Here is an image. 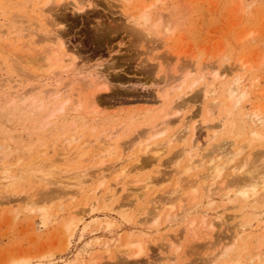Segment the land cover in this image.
I'll use <instances>...</instances> for the list:
<instances>
[{
  "label": "rangeland",
  "instance_id": "rangeland-1",
  "mask_svg": "<svg viewBox=\"0 0 264 264\" xmlns=\"http://www.w3.org/2000/svg\"><path fill=\"white\" fill-rule=\"evenodd\" d=\"M12 1L11 4H5V0H0V14H2L0 15V22L5 24L3 28L6 32L10 33L8 35L6 34L7 36L3 35L1 38L3 40L0 41V46L2 47L0 48V97L5 96L4 98L2 97L3 99L1 98L2 104L8 103L11 95L17 96L27 90H29V92L34 91L33 94L36 93V95H38L39 92L52 89L51 87H53L52 83L54 81L59 80L60 84L64 82L69 83V80L74 77L76 78V81L73 83L76 85L71 84V92L74 95L73 99H76L74 101L76 103L79 102L78 99L81 100L79 102L81 105L78 106V112L82 113V116H86L88 121V124L84 125V135L86 137L87 135L97 136L102 129L111 128L112 131L117 133L116 138L123 143L133 138L137 133L153 126L152 124H155V121L156 124L161 122L167 113L164 111H168V105L172 100L175 101L174 105L177 104L178 101L189 100L193 97L196 98V101L194 102V100H192V104L185 107L179 115L168 116V119L172 123V127L170 125L168 128L169 130L167 129L169 132L166 131V134L164 133L165 135L162 134L160 135L161 137L159 136L152 140V142L158 140L155 143H160L159 141L164 140L166 136V140H172L168 144H165L168 140L161 141L160 144H165L166 146L164 147L163 145L162 147L160 145L161 148H163L160 155L155 156L151 152L140 153L138 149L139 147L136 145L134 148L128 149L122 157L114 154L115 156L112 155L110 156L111 158H107V161L110 163H106V165L109 164V167L116 164L118 167L127 168L128 171L117 182H114L110 178L111 180H109V182L112 184L111 188L108 191L103 190L104 193H102L103 191L101 190L96 195L99 204L97 205L96 210L92 213L94 216L93 218L103 221L114 220L116 224L115 232L109 230L105 232L103 229H100L96 234L99 235L102 238V242L104 241L105 243L102 247L95 244V235L89 232L93 229V225L83 229V225H85L84 223H87V221L90 220V217L86 218L84 222L78 221L76 223L78 226L74 231L73 229L68 230L65 229L62 224L68 215L67 211L69 212L72 208L69 201L65 202L66 204L64 203L62 207L59 206V203L53 204L51 203L52 201L48 203V199H51L50 197L53 198L54 196L55 198V195L61 192L62 189L60 183H62V185L65 183L69 189H71L70 186L75 187V181H73L74 179L72 178H70L72 179L70 180L68 178L69 175L71 176L75 172L71 176L74 177L80 170H87L89 174L97 173L95 170L96 167L92 166V162L90 161H84L82 162L83 164L79 162L74 165L66 164L63 161L65 160L63 159L65 152L59 150L58 147L56 148L54 145L51 147V137H59V134L55 135V133L58 132L60 125L66 126L63 130H65L68 135L71 133L72 121H76L79 127L84 128L83 122L74 117L75 111L67 110L66 114L63 116L61 115L62 113H59L56 121H54L55 117H51V125L43 128L44 130L41 129L38 130V132L34 131L35 133H33L32 127H36L40 120L49 113L48 106L45 108L36 107L33 114L34 117L31 116V119L29 118L21 123H18L20 121L14 123L7 121L8 116L5 110L3 113L0 109V126L3 124V126L7 127L9 130L3 131L0 129V154L4 156L7 155V157L0 162V165H3L0 166L2 169L5 164V168L12 169L16 172V167H25V164H27V166L31 164V162L36 159L38 151L40 150V145L38 143L44 140L46 148L50 146L46 157L50 160L59 158V164L57 163V167L60 168L59 170L60 172L62 171L61 173L64 174L63 176L66 177L68 175L66 178H63L62 176L61 182L59 184L51 185L50 188L45 187L43 180L37 182L35 180L33 181L34 178L31 176H27L21 180L19 179L14 186L11 185L9 188L0 186L2 187L0 188V200L3 199L5 201V203L4 201H1L3 205L0 202V264H93V262L95 264V261L97 262L98 259L101 258L102 260L100 261L102 263H113L118 260H127L131 264H163L160 262H164V258L169 255L171 257L169 256L166 259L169 264H206L210 259L214 260L213 264H223L226 260L236 261L237 246L232 244V241L234 240L236 231L239 228H242L239 226V223H245L251 220V226H253L243 228L244 232L241 239L243 237L247 238L248 232H250L251 235L253 234L254 237L262 234L264 231V203L260 204L261 206H258L260 208L256 207L255 209L246 206L238 207L235 204L226 203L224 201L225 198H221L222 196L220 195H215L216 198L214 197V204L212 206H207L208 199L205 196L202 199H198L201 206L197 211L195 210V213L190 215V219L195 218L198 220L197 216L199 217L201 212L207 208L211 217H209V219L213 220L212 222L215 226L213 234H208L203 228L201 229V227H198L194 235L188 233V235H186V232L182 231L184 226L183 223H180L183 226H180L179 223L173 227L170 225L165 226L161 228L160 233H156L153 230H147L149 224L145 225L144 218L146 217V210H153L156 201L158 202L164 195L167 196L168 191L174 188L175 184L173 183H175L174 179L177 168H183V166L189 161L194 162V160H200V158H202L201 156L212 147L216 146L219 142L224 144L225 147H228L229 143L232 141L231 138L234 137L233 134L227 132L229 129H224L221 126L222 120L220 121V119L224 117L223 115L216 114L217 116L215 115L214 117H205L204 106L207 105L210 100H202V87L204 86V80L199 79L201 73H207L214 68L220 71H226L227 76L219 80L217 86V90L219 91L214 94V96L219 98L228 86L227 81L233 76L228 70L237 66L239 59L243 58V60H248L254 65V67L246 68L242 74L245 76L244 83L246 85L248 84L247 87L252 92L244 101L245 103H243L241 107L242 109H238L236 112H252L255 106H258V108H264V59L261 57L262 52L264 51V0H179V3L178 0H166L165 4L157 7L155 10H160L163 14L165 13L166 15L164 14V16L167 19V15L169 14V19L174 22L176 21V31L170 40L168 39L164 42L161 40L154 41L155 39L149 37L147 38L139 28L133 26V23L128 20L126 16L131 13V10L132 12L134 11L135 8L133 9L131 7L134 4L129 7L130 9H123L122 4L117 2L119 0H64L59 4L48 3L50 5L47 4L44 6L45 8H43L45 15L50 17V19H55L57 24L59 23L56 27L52 26V30L55 32L57 30V33L62 36L61 40L64 42L66 48L69 52L75 54L78 66H82L86 72L83 71L80 75L78 73L71 74L67 78L65 75H60L61 69H58L56 72L59 76L55 75L57 77L56 79L53 77L54 80L49 79L46 81H37L36 79H32L31 76L29 77L20 72L17 69L16 64V59L19 58L15 59V57H13L15 52L17 53L22 49L23 44L20 45L21 42L23 43V41L27 39V41H29L31 38L36 39L43 36V38L52 36V33L38 22L37 15L41 12L43 1ZM74 2H78L77 7L74 6ZM38 5L40 6V11L38 10L39 12L37 11V7H39ZM8 6L11 7V9H7ZM46 8L50 9L46 10ZM22 11H24V14H22ZM17 12L19 13L17 14ZM29 12L30 15L27 14ZM176 12H178L177 15H175ZM3 16H8L7 18H3L5 21L1 18ZM24 16L28 19H24ZM177 16L178 18L176 19ZM5 18L7 19V23ZM17 20L20 22H17ZM23 20H27V24L26 22L24 24L21 23V21L24 22ZM28 20H31L32 22L36 20V22L31 24L32 22H29ZM33 25L36 27L34 28ZM25 28L30 32H27ZM22 30L26 31L23 35ZM249 31H252L253 35L249 36L246 40H241L239 38L243 33ZM23 36L24 38H22ZM14 37L19 38V44L17 42V45L13 46V50L10 46L14 43L12 40ZM3 42L7 43L3 44ZM46 44L47 43H43L42 45H39V47H45L48 45ZM17 46L19 49L16 48ZM3 47L11 48L9 51L12 50L14 53L10 51V55H8L9 53H7V49H5L7 52L4 53L5 50H3ZM6 54L8 57L5 56ZM184 63L185 65L194 64V67L196 66L199 70H196V73L194 72V74L188 78V82L190 83L194 81V79L198 80L193 85V89H190L191 91L189 90L190 92L188 91V93L181 98H178V96L182 94V92L178 91L176 87H171L172 95L170 94V98H168L169 100L167 99L169 102H167V100L164 102L162 97L164 90H162L163 88L161 89V86L164 87L165 83V85H167L174 77L181 75L183 72L181 68H186L184 67ZM174 66L177 67L178 71L174 72ZM200 67L202 68L200 69ZM23 75L26 78H24ZM72 75L74 76L72 77ZM169 77L171 81L169 80ZM91 78H98L97 80L104 82V84L107 83L106 85L108 86L107 90L104 89L99 91L96 95V100L98 99L97 101L99 104V110L96 114L95 112H87L85 110L87 107V110H91L90 90L81 89V86ZM5 81L9 85H4L6 84ZM251 81L255 82L253 86L249 85ZM188 82L184 85L185 88L189 86ZM60 84L58 86H61ZM77 85L81 88H78ZM5 86L7 87L5 88ZM33 86L36 87L34 88ZM74 86H76L75 89ZM31 87H33V89H29ZM9 91H12V94ZM78 91L80 93L82 92L79 97ZM8 93H10V95H8ZM16 101L17 102L15 103L18 104L17 99ZM28 102L29 101H26V103ZM2 104L0 103V105ZM66 108H71V105L67 104ZM192 114H194V116ZM15 115H20V111L17 110L14 116ZM171 117L173 118L171 119ZM92 126L96 127L94 133L91 131ZM193 126H195L194 131L192 129ZM186 127L188 128V131ZM175 130L178 133L174 132ZM214 131H217V135L215 137L212 136V138L210 137L213 135L211 132ZM172 132L174 133V136L171 137ZM170 133L171 135H169V137L167 134ZM191 133H193V135ZM245 134L239 137L238 141H242V139L248 137V134ZM219 138L221 141L218 140ZM229 138L231 140H229ZM60 141L61 140H59V142ZM180 141L183 143H180ZM263 145L264 138L261 141L254 142L251 150L255 153L258 151H264ZM29 147H31V150L27 149ZM185 151L188 153H185ZM198 153L203 154L200 155ZM176 156H178V158ZM239 158H241V155L237 157V159ZM137 159L143 161L147 159V168L145 167L140 171L133 170L135 171L133 172L131 171L132 167L137 165V161L134 160ZM27 160H30L29 163ZM17 162L18 166H16ZM196 163H194V165L192 164L194 166L192 174L201 173L199 174V177H197L200 183L204 180L201 176L204 174L203 171L205 170L204 172L206 173L207 170L205 166L202 167L198 165L200 164L199 161H196ZM107 168L108 167H104V170ZM2 169H0V172L4 170ZM72 169L74 170L72 171ZM63 172L70 173L65 174ZM146 175L149 177H146ZM224 175H226V172ZM136 179H138L139 182ZM150 180H152L151 182L153 183H159V185L156 184V187H153V189H148L151 183ZM89 183L90 182L88 181V185H91L92 188L95 187L97 182L91 181V183ZM202 183H200L201 186H203ZM7 189H10V191ZM71 190L75 189L72 188ZM49 191L56 193H51L52 195H49ZM128 191H130V193ZM153 192L155 195H153ZM201 192H203V189H201ZM109 193L113 195L112 199L114 203L123 202L128 206V209L122 210L121 214L118 215L116 212H114L112 216L108 215L109 211L103 208L105 205L104 203L112 202H105V197ZM59 195L60 198H64L62 192ZM64 196L67 197V195ZM90 196V200H93V198L95 199L94 194H91ZM148 197L150 200H152L153 197L158 199L156 200L153 198L154 201H148ZM27 200L33 201L31 202L32 204L26 205L25 203ZM141 201L143 204L140 203ZM190 202L191 200L187 201L186 206L192 205ZM149 203L150 207L147 206ZM152 203H154V205ZM76 204H73V206ZM80 205L82 206L83 204H79V206ZM84 207L85 205L81 208ZM140 207V214H138L139 216L137 215L140 220H138V223L135 220L137 218L135 210ZM85 208L88 207L86 206ZM215 210L217 212H215ZM254 213L260 215L263 220L260 218L258 221L255 220V218L253 219L255 215ZM132 215L135 216V219ZM219 215L220 217H217ZM247 218H249V220ZM44 219L46 223L42 225ZM217 219L219 221H217ZM94 229H96V226H94ZM144 233H147V235H142ZM166 234L170 235L172 239L177 238L171 236L172 234H178L179 239L182 238L181 240H177L178 243L176 244L179 245V248L176 251V255H174L175 249H167L166 244H168V241ZM207 235H209V239H206ZM211 235L213 236L211 237ZM125 238H129V240L143 238L144 253L140 255L139 258L124 255L125 258L123 257L124 259H122L121 257L123 255L119 252H117L119 254L116 253L118 258L116 257L115 248L119 246L118 244L122 245L126 240ZM250 245L252 244H249V250L252 247ZM223 246V251L226 252V256L220 255ZM112 247L115 250H113ZM106 249H109V251L115 254V256L111 254V257H106ZM101 254H104L105 256L100 258L98 255ZM173 256L177 257L174 262L172 261ZM94 258L98 259L95 260ZM162 259H164V261H162ZM243 264H252V262L249 263L248 257L245 256Z\"/></svg>",
  "mask_w": 264,
  "mask_h": 264
},
{
  "label": "bare ground",
  "instance_id": "bare-ground-1",
  "mask_svg": "<svg viewBox=\"0 0 264 264\" xmlns=\"http://www.w3.org/2000/svg\"><path fill=\"white\" fill-rule=\"evenodd\" d=\"M5 1H6V3L4 2L5 4H7V3L11 4V2H13L12 0H5ZM42 1H43V3L41 6V12L40 13H38L40 11V9H39L40 6L39 5H38L39 7L36 6L38 8V9L36 8L37 11L39 10L37 12L39 15H37V14L36 15L38 16L37 17L38 22L40 24H42L45 27V29H48L52 33L51 34L52 36H49L46 38H43L44 36L43 37L38 36L39 38H36V39L31 38L29 41H27L28 40L27 39V40H25L26 42L23 41V43L22 42L20 43V45L23 44L24 46L22 45V49L19 50L17 53L16 52L14 53L12 50H10L11 52H13L15 54V55H13V57H15V59L19 58V59H16L17 60L16 61L17 69L20 72L28 75L29 77L31 76L32 79H36L37 81L38 80L46 81L49 79L54 80L53 77H55V79H56L57 77L55 75L59 76L56 72V70H58V69L59 70L61 69L60 75L61 74L65 75V76H67V78L69 75L75 74V73H78L80 75V73L85 71V69L82 66L81 67L78 66L77 57L75 56V54L69 52V50L66 48L64 42L61 40L62 36L57 33V30H56V32L52 30L53 29L52 26L56 27L59 23L57 24L55 19L53 20V19H50V17H47L45 15V13H44L45 11L43 9V8H45L44 6H46L48 3L59 4L60 2H63L64 0H42ZM117 2L118 3L120 2L122 4L123 9L129 8L133 4L136 5V6L133 5L134 7L131 6L133 9L134 8L135 9L133 12L131 10V13H129L128 15L126 14L127 15L126 17L128 18V20H130L133 23V26H135L136 28H139L140 31L144 35L147 36V38L149 37V38L155 39L154 41H157V40L160 41L161 40L164 42L168 39L170 40L172 38V36L174 35V33L176 31V24H175L176 21L174 22L171 19H169L170 16H169L167 11L166 12L168 14L167 15L168 19L164 16L165 13L163 14L160 10H157V11L155 10L157 7L165 4L166 0H150V1L149 0H119ZM178 3H179V0H178ZM50 4H48V5H50ZM77 4H78V2H74L75 7L78 6ZM7 9H11V7L8 6ZM47 9H50V8H46V10ZM7 11H9V10H7ZM16 11H17V9H16ZM23 12L24 11H22V14H24ZM178 12H176L175 15H177ZM18 13L19 12H17V14ZM27 14L30 15V12ZM0 15H2V14H0ZM12 15H15V14H12ZM4 17H6V16H3L1 18L3 19ZM24 17H25L24 19L27 18L26 16H24ZM31 17H32V15H31ZM20 18H22V17H20ZM173 18H175V17H173ZM177 18H178V16L176 17V19ZM26 21H24V22L21 21V23L24 24ZM17 22H20V21L17 20ZM34 22H36V20ZM34 22H32L31 24H33ZM6 23H7V19H6ZM26 24H27V22H26ZM4 25L5 24L3 22L2 23L0 22V41L3 40V39H1L3 35L10 34V33L6 32V30L3 28ZM20 26H21V24H20ZM35 27L36 26H34V28ZM34 28H32V29H34ZM25 30L27 31V28H25ZM25 30H22V32H23L22 35L24 34V32H26ZM134 31H135V29H134ZM251 35H253V32L249 31L247 33H243L239 38L241 40H246ZM60 36H61V38H60ZM146 36H144V37H146ZM22 38H24V36ZM12 40L14 43L12 42L13 43V44H11L12 46H10V45L9 46L14 50L13 46L17 45V42L19 44V38L14 37V38H12ZM10 42H11V40H10ZM4 43H7V42H3V44ZM43 43H47L48 45L46 44L47 46L44 45L45 47H39V45H42ZM20 45H18V46H20ZM18 46L16 48H18ZM0 48H2V47L0 46ZM11 48H6V47L4 48L3 47V50H5V49L8 50V52L6 50H5V52L4 51L3 52L4 53L7 52V53H9L8 55H10L9 49H11ZM263 50H264V48H263ZM261 51H262V49H261ZM8 55L6 54L5 56L8 57ZM261 57H262V59H264V51L262 52ZM184 67H186V68L185 69L181 68L183 70L181 75H179L178 77H174L172 81L170 80V77H169V80L171 82L170 83L168 82L167 85H165L166 84L165 83L164 87L161 86V89L163 88L162 90H164L163 94H162L164 102H165V100L170 98L169 96L172 92L171 87L172 88L176 87L178 89V91L182 92V94H180L178 96V98H181L182 96L187 94L190 89H193V85L196 83V81L198 79H194V81L189 83L188 78L191 77L194 74V72L196 73V70H198V68L196 66L194 67V64H192V65L186 64L185 65V63H184ZM252 67H254V65L251 62H249L248 60H243V58L239 59L237 66L228 70V71H230L231 74H233V76L231 77V79H229L227 81L228 86L226 87L225 92L224 93L222 92V96L219 98L217 96H214V94L218 93V91H219V90H217L219 80H221V78H223V77L225 78L227 76L226 71H223V70L220 71V70L214 68V69L208 71L207 73L203 72L200 74L199 79L204 80V83H203L204 86L202 87V100H207V101L210 100L208 102V104L204 106L205 107V110H204L205 111L204 112L205 117H214L216 114L217 115L218 114L223 115L224 117H222V119H220V121L222 120V123L220 122L221 126L224 129H226V128L229 129L227 132H230L231 134H233L235 138L234 137L231 138L232 141L230 143L228 142L230 147L229 146L225 147L224 144H221V142H219L220 144L218 143L216 146L212 147L211 149L209 148L210 150L207 151L203 156H201L202 158H200V160L199 159L196 160L197 162L198 161L200 162V164H198L199 166H202V167L205 166L206 170H207L206 173L204 172L205 171L204 170L203 171L204 174L201 175L202 179H204V180H202L203 183L202 182H200V183H202L203 186L200 185V183L198 181L199 179L197 178V177H199V174H201V173H198V174L196 173L198 176L196 174H194V175L192 174L193 169H194L193 165H194V163H196L195 160H194V162L189 161L181 169L180 168L179 169L177 168L178 170L176 169L177 172H175L176 176L174 179L175 183H173V184H175L174 188L173 189L170 188L171 190L168 191L167 196H165V195L162 196L158 202L156 201L155 205H154V203H152L154 205L153 210L148 209L145 212V214H146V217L144 218L145 225L149 224L148 225L149 228L147 230H151V231L153 230L156 233H160L161 228H163L165 226L170 225L173 227V226H176L178 223L179 224L183 223L184 226L181 224H180V226H183L182 231L186 232V235H188V234L194 235L196 233V229L198 227H201V229L203 228L205 231H207L208 234H210V233L213 234L215 226L212 222L213 220L209 219L210 215H209V211L207 210V208H205V210H203L201 212V214L198 212L200 214L199 217L197 216L198 220H196L195 218L190 219V215L192 213H195V210L197 211L199 209V207L201 206L198 199H202L204 196L208 199L207 206H212L214 204L213 202H214L215 195L216 196L217 195L222 196L221 198H225L224 201L226 203H232L238 207L246 206V207H252V208L256 209V207L260 208L258 206H261L260 204L264 203V151H258L255 153V152H253V150H251L253 148L254 142L261 141L264 138V110H263L264 108L263 107L258 108V106L257 107L255 106L252 112H240V111L236 112L238 109H240V110L242 109L241 107H242L243 103H245L244 101L246 100L247 96L252 92L247 87L248 84L246 85L244 83L245 76H243V74H242V72L246 68H252ZM201 68L202 67H200V69ZM2 69H3V67H2ZM175 71H178L177 67H175L174 72ZM73 76L74 75H72V77ZM81 76H82V74H81ZM24 78H26V77L24 76ZM84 78H86V77H84ZM97 79L91 78L85 84H83V86H81L82 88L78 86L80 84L77 85L78 88H81L82 90H86V89L90 90V98H91L90 108H91V110H87L88 109L87 106H86L87 109H85V110L87 112L88 111L95 112V114L99 110L98 109L99 104L97 101L98 99L96 100L97 93L99 91L104 90V89L105 90L108 89V86L106 85L107 83L104 84V82L99 81ZM28 80H29V78H28ZM74 81H76V78H74V77L69 80V83L67 81H66L67 83L64 82L65 84L64 83L60 84L59 80L58 81L56 80L52 83L53 84L52 86L54 88L50 86L52 89H47L46 91L39 92L38 95H36V93L33 94L34 91L29 92V90L24 88L27 91L24 90L25 92H23L17 96L11 95V97H9L10 99L8 98L9 102L6 104L3 103L4 105L1 102V98L2 97L4 98L5 96H2V97H0V103L2 104V105H0V109L3 111V113L5 110V112L8 116L7 121H9L11 123L20 121L18 123H21V122L28 120L31 116H33L36 107L45 108L48 106L49 107L48 108L49 113L47 110L48 114L46 116H44V118H42L40 120V122L38 121L39 124L36 127L35 126L32 127L33 133H35L34 131L38 132V130L43 129L48 125H51V123H52L50 120L51 117H55L54 121H56L58 119L57 115L59 113H62L61 115L63 116L66 114L67 110H74L75 111L74 117L81 120V122H83V127H84V125L88 124V121H87L86 116H82V113L78 112L79 111L78 106L81 105L79 103L81 100L78 99V101H79L78 103L74 102L76 99H73L74 95L71 92V84H74L73 83ZM22 82H23V80H22ZM187 82L189 83V86L187 85L188 87L185 88L184 85ZM17 83H18V81H17ZM254 83H255L254 81L253 82L251 81V83L249 85L253 86ZM59 84L61 86H58ZM4 85H9V84H7V82H6V84H4ZM74 85H76V84H74ZM6 87L7 86H5V88ZM33 87L35 88L36 86H33ZM33 87H31L29 89H33ZM75 87L76 86H74V89H75ZM186 89H187V91H186ZM79 91H78V97L81 96V94H82V92L80 93ZM5 93H6V91H5ZM10 93H8V95H10ZM8 95H6V96H8ZM16 99L18 100V104L15 103V102H17ZM168 100H167V102H169ZM192 100H194V102H195L196 98L193 97L189 100H182V101L180 100L181 102L178 101V103L175 105H174L175 101L170 100L171 102L169 103L168 108L166 107L168 109V111L167 110L164 111V112H167L166 116L163 118V120L161 122L156 124V121H155L156 125L153 123L152 124L153 126L148 127L146 130H143L140 133H137L133 138H131L128 141H125L123 143H121L120 140H118V138H116L117 133L112 131L111 128L102 129L97 134V136L93 135L94 136L93 137V136L87 135V137H86L83 133L84 132L83 130L85 129V127L84 128L79 127L76 121H72V128H71L70 135L66 134V131L63 130V128L66 126L60 125V127L58 128V132L55 133V135L59 134V137L58 136L51 137L52 143H53V144L51 143V147L54 145L56 148L58 147L59 150H63L65 152L63 155V157H64L63 159H65V160H63V161L66 164H70V165H74L78 162L82 163L84 161H90V162H92V166L97 168V169L95 168L97 173L89 174L87 172V170H84V171L78 170L79 172H77L74 177H71V176L75 172L73 174L71 173L72 175L71 176L69 175V177L67 175L66 177H68L69 179L70 178L74 179L73 181H75V184H74L75 187L70 186V188L71 189L73 188L75 190L69 189L65 185V183L63 185H62V183H60L61 178L64 174H62L61 173L62 171L60 172V170H59L60 168L57 167L58 166L57 163H58L59 158L57 159L56 157H54L56 159L50 160L46 157L47 153H48V148L50 146L48 148H46L44 140L42 142L38 143L40 145V150L38 151L37 157L28 166H27V164H25V167L24 166L19 167L17 165L18 164V162H17L16 166H18V167H16V172H14L12 169L5 168L6 167L5 164H4V168H3L4 170L0 167V169H2L4 171V173H3V171L0 172V186L9 188V186H11V185L14 186L16 181H19V179L21 180L27 176L33 177L34 178L33 181L35 180L36 182L39 180H43L45 183V187H48V188H50L51 185L60 183L61 189L63 190V191L61 190V192L63 193L64 198L59 197L60 196L59 194L61 193L60 192L59 194H56L57 196L59 195L58 197L55 195V198L53 196L54 199L52 197H50L51 199H48V198H46V199H48V203L51 201H52L51 203H53V204L59 203L60 207H62V205L67 201H69V203L71 204L73 209L70 207L71 209L69 210V212L67 211L68 215L66 214L67 217L64 220L62 225L65 227V229H68V230L73 229V231H74L75 228L78 226V224H76L78 221L84 222L86 220V218L90 217V220L87 221V223H84L85 225H83L84 226L83 229L93 225V227H92L93 229H91L89 232L92 233L93 235H95V237H94L95 244L100 245L102 247L105 245V243H104V241L102 242V238L96 234L99 232L100 229H103V231H105V232L108 230L111 232H113V231L115 232V229H116L115 225L116 224H115L114 220L103 221V220H98V219L93 218L94 216L92 215V213L96 210L97 205L99 204L98 198L96 195L101 190L102 191L103 190L108 191L111 188L112 184L109 182V180L112 179L114 182H117L128 171L127 168L118 167V166H116V164L111 165L109 167V164L106 165V163H110L107 161V158L112 156V155L115 156L114 154L122 157L125 154V152L128 151V149H132L136 145L139 147L138 149H139L140 153L151 152L155 156L160 155L163 151L162 150L163 148H161V146L163 147V145H164V147H165L166 146L165 144H168L172 140L167 139L168 140L167 141L166 140L167 136L165 137L164 140L160 139L161 141L166 140L167 142L165 144H160L161 141H159L160 143H155L158 140L154 141V142H152V140L159 137L162 134L165 135L166 134L165 132L167 131V129L172 124L171 121L168 119V116L179 115L181 113V111L184 110L185 107L189 106V104H192ZM26 101H29V102L26 103ZM87 101H88V99H87ZM207 101H206V103H207ZM67 104H70L71 108L67 109L66 108ZM83 108H84V106H83ZM17 110L20 111V115L14 116V114ZM191 112H192V110H191ZM192 115L194 116V114H192ZM195 115H196V113H195ZM94 116H97V115H94ZM94 116H92V117H94ZM172 118L173 117H171V119ZM159 119H157V120H159ZM209 119H211V118H209ZM33 121H35V120H33ZM184 121H185V119H184ZM36 122H34V123H36ZM69 123H71V122H69ZM32 125H33V123H32ZM69 125H71V124H69ZM171 127H172V125H171ZM194 128H195V126L192 127L193 131L195 130ZM0 129L3 131H9L7 127L3 126V124L0 126ZM31 129H30V131H31ZM95 129H96V127L92 126V128H91L92 133H94ZM28 131H29V129H28ZM187 131H188V128H187ZM167 132H169V131H167ZM174 132H177V131L175 130ZM212 133H213V135H211ZM222 133H224V132H222ZM28 134H30V133H28ZM90 134H91V132H90ZM191 134L193 135V133H191ZM211 134H210L211 135L210 137H212V136L215 137L217 135V131L211 132ZM243 134H245V135L248 134V137H245L244 139H242V141H238V138L241 137ZM167 135L169 136V135H171V133L167 134ZM172 136H174L173 132H172L171 137ZM219 136H217V137H219ZM46 138H44V139H46ZM180 138H181V136H180ZM187 139H188V137H187ZM231 139L229 138V140H231ZM59 140H61V141L59 142ZM218 140L221 141L220 138ZM182 141H183V139H182ZM182 141H180V143ZM216 142H218V141H216ZM30 148L31 147H29L27 149L31 150ZM228 148H230V149H228ZM169 149H171V148H169ZM136 151H137V149H136ZM50 152H51V150H50ZM186 152L187 151H185V153ZM90 153H92V154H90ZM176 153H178V152H176ZM198 154H200V153H198ZM201 154H203V153H201ZM8 155H9V153H8ZM200 155H199V157H200ZM239 155H241V158L237 159V157ZM140 156H141V154H140ZM5 157H7V155L4 156V155L0 154V162ZM148 157H149V155H148ZM176 157L178 158V156H176ZM191 157H193V156H191ZM132 158H134V157H132ZM20 159H19V161H20ZM156 159H157V157H156ZM29 161H28V163H29ZM134 161H137L136 162L137 165H134L132 167L131 171H133V170L140 171V170L144 169L147 165V162H148L147 159L145 161H143L141 159H137ZM196 165H197V163H196ZM0 166H3V165H0ZM77 166H78V164H77ZM104 167H108V168L104 170ZM73 170L74 169H72V171ZM135 171H133V172H135ZM65 172H63V173H65ZM225 172H226V175H224ZM67 173H65V174H67ZM64 177L65 176H63V178ZM146 177H149V176L146 175ZM72 179H70V180H72ZM136 180H138V179H136ZM88 181L90 183H91V181L97 182L96 183L97 185L95 184V187L91 188V185H88ZM151 181L152 180H150V182ZM138 182H139V180H138ZM145 184H146V182H145ZM156 184L159 185V183L151 182L150 186L148 185L149 186L148 189H153V187H156ZM0 188H2V187H0ZM167 189H169V188H167ZM201 189H203V192H201ZM7 190L10 191V189H7ZM9 191H7V192H9ZM130 191H128V192L130 193ZM51 193L55 194L56 192L55 193L50 192L49 195ZM102 193H104V191ZM147 193H149V192H147ZM91 194H94L95 199L93 198V200H90ZM64 195H67V197H65ZM136 195H138V194H136ZM153 195H155L154 192H153ZM61 196H62V194H61ZM112 196L113 195L109 193L105 197V200H106L105 202L112 201V202L104 203L105 205H104L103 209H106L109 211L108 215L112 216L114 214V212H116L118 215V214H121L122 210L128 209V206L123 202L122 203H120V202L114 203ZM139 197H141V196H139ZM153 198H152V200H150V198H149L148 201H154V199H156V200L158 199L156 197L154 199ZM136 199H138V198H136ZM140 200H141V198H140ZM146 200H147V198H146ZM190 200L192 202V203L190 202V204H192V205L186 206V202L190 201ZM1 201H4V200L2 199V200H0V202ZM143 201H145V200H143ZM6 202H9V201H6ZM31 202H33V201L27 200L25 204L30 205V204H32ZM4 203H5V201H4ZM140 203L143 204L142 201ZM150 203L147 204L148 207H150ZM1 204H2V202H1ZM73 204H76V205L73 206ZM79 204H83V205L79 206ZM84 205H85V207L87 206L88 208H85V207L81 208ZM101 205H100V207H101ZM139 206H140V204H139ZM141 207L139 209L135 210L136 211L135 215L137 217L136 219L134 218L135 216L132 215L133 218L136 220V222H138V220H139L138 214H140ZM215 212H217V211L215 210ZM256 213H254L255 215H254L253 219L255 218V220H257V221L259 218L262 219L261 216L257 215ZM78 216H80V217H78ZM217 217H220V215ZM247 219L249 220V218H247ZM247 219H246V221H247ZM262 220H259V221H262ZM217 221H219V220L217 219ZM42 222H43L42 225L44 223H46L45 219ZM251 222L252 221L250 220V221H247L245 223H239V226L242 228L241 229L239 228L236 231V235H234V240L232 241V244L237 246V252H236L237 260L236 261L226 260L223 264H243L245 256L248 257L249 263L252 262V264L253 263L264 264V231L262 232V234L257 235V237H254L253 234L251 235V233L248 232L247 238L243 237L241 239L243 232H244L243 228L251 226L252 225ZM218 223H220V222H218ZM94 226H96V229H94ZM251 227H253V226H251ZM147 233H144L142 235H147ZM165 236H164V238H165ZM171 236H174L177 238L172 239L170 237V235H167L166 237H167L168 242L167 241L166 242L168 244H166V243L165 244L167 246V249H169V248L175 249L174 255H176V251L179 248V245L176 244V243H178L177 240H181L182 238L179 239L178 234H175V235L172 234ZM208 236L209 235H207L206 239L208 238ZM212 236L213 235H211V237ZM125 239L126 240L124 241V243H122V245L118 244L119 245L118 247L115 246L116 247L115 248L116 249L115 254L117 252L121 253L123 255L121 257L122 259L125 258L124 255L129 256V257L134 256L135 258L136 257L139 258V256L144 253V250H143L144 240H142L143 238H141V239L135 238V240H131V239L129 240V238H125ZM116 242H117V240H116ZM122 242H123V240H122ZM114 243H115V241H114ZM240 243H242V244H240ZM249 244H252V245H250V246H252L250 250L248 249ZM223 248H224V246L222 247V250L220 251V255L226 256V252L223 251ZM109 249H106L107 250L106 254H105L106 257H111V254L113 256H115V254L111 253L109 251ZM112 249H113V247H112ZM115 249H113V250H115ZM112 252H114V251H112ZM119 253H117V254H119ZM117 254H116V257L118 258ZM101 255H98V256L100 258L105 256L104 254H101ZM168 257L164 258L165 261H164V259H162V261H164V262H160V263L169 264L166 260ZM94 259L97 260L98 258L97 259L94 258ZM176 259H177V257L173 256L172 261L174 262V260H176ZM100 260H102V258L98 259L97 262L95 261V264H131L127 260H118V261H115L113 263H109V262H106V263L103 262L102 263ZM213 261H214L213 259H210L208 261V263H206V264H213ZM93 264H94V262H93Z\"/></svg>",
  "mask_w": 264,
  "mask_h": 264
}]
</instances>
